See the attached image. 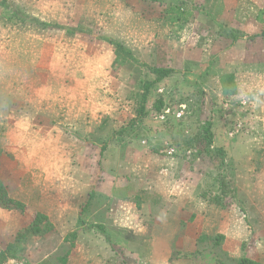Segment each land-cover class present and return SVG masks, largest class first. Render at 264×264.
Instances as JSON below:
<instances>
[{"label": "rangeland", "instance_id": "374dc122", "mask_svg": "<svg viewBox=\"0 0 264 264\" xmlns=\"http://www.w3.org/2000/svg\"><path fill=\"white\" fill-rule=\"evenodd\" d=\"M130 1L128 3L129 0H0V107H7L11 111L15 108L19 112L23 110L15 117L7 115L11 121H14V118L19 121L20 126L13 128L20 136L16 139L25 141L29 131L22 125L30 119H34L33 124L30 121L31 125H40V121L53 124L56 120L70 119L66 117L69 101L71 104L76 102L75 108L78 110L81 108L93 110L94 121L102 124L100 132L86 134L79 129L70 132L68 122L62 123V129L66 137L63 144L64 153L76 157L91 156L94 160L93 176L95 170L100 169L97 181L103 179L106 171L102 164L111 160L112 156L114 160L123 156L133 157L129 163L136 168L138 175L146 162L145 157L152 153L190 158L189 161L197 158L195 154L198 148H202V144L197 142L190 145L189 141L202 132L207 120L211 119L216 124V117L225 110L214 102L220 93L216 79L209 80L208 86L203 87L201 79L206 75L204 68L207 67L209 70L213 68L218 74H224L235 67V60H229L230 57L226 59L228 56L226 53L209 51L213 45L220 46L216 41L227 35L225 29L229 27L227 24L220 23L222 24L220 28V25L218 26L217 22L210 20L208 16L204 17V21L199 20L195 13V9L198 8L184 3V8L177 10L178 13L183 12L181 20L169 23L162 18L163 20L158 21L156 18L162 13L161 5L149 0ZM24 15L49 24L76 28L80 32L70 36L66 29H43L20 20ZM101 36L119 39L133 48L135 54L144 62L151 66L171 67L175 73L155 82L156 76L141 63L115 65V47L100 39ZM200 71L203 75L199 76ZM145 82L153 83L146 102L148 113L142 125L135 126V131L131 130L140 136L136 137L132 133L128 135L127 129L126 133L121 135L123 141L113 139L103 151L109 137L136 117ZM160 97L165 103L164 110H171L165 119L160 117L163 112L158 114L154 109V102ZM57 109L61 111L60 118H56ZM64 109L66 111H63ZM180 110L184 111L183 116L174 118L175 113ZM250 111L248 109V112ZM245 122L244 120L239 127L236 126L239 131L233 136L246 132L248 126L245 127ZM69 135L72 137L68 139L74 142L73 144L67 140ZM136 140L140 141L141 148L136 145L129 147V143H135ZM84 141L89 143L88 148H85ZM13 143L15 147L21 149L20 143ZM112 143L115 145H111ZM110 145L114 147V154L108 155ZM198 157L202 159L204 166L201 169L204 172L202 192L210 198L219 191L218 174L220 172L226 174V170L219 168V157L213 154L203 153ZM231 173L227 171L229 178ZM118 183L121 192H126L128 186L126 178L121 177ZM96 193L83 215L87 225L109 221L106 213L110 208V202L99 195L100 193ZM233 206L238 207L235 213L237 222L244 223L245 219L247 225L250 218L245 206L255 210L252 212V221L256 227H248L242 229L244 232L241 234L238 233L249 237L253 240L254 246L257 248L261 246L264 252V228L259 227L261 224L264 225V197L258 196V191L254 195L252 191L251 194L248 191L247 196L239 193L237 189L236 201L230 206L220 207ZM28 214L34 216L33 218L36 216L34 212ZM69 215L71 216L70 213H55L52 216L62 223ZM50 223L53 225L52 221ZM214 224H210L208 227L210 232L204 234L214 236L217 229ZM91 229L78 225L75 229L69 230V234L77 231L76 243L83 241L84 231ZM54 230L53 226V229L43 235L29 234L22 242L15 244L13 255H8H16L24 264L39 261L44 253L56 247L55 239L62 238L66 232V228H62L61 233L58 230L53 232ZM120 230L121 228L114 227L112 234L117 239V244L124 246L129 232L122 234ZM201 244L200 253L204 255L202 258L206 259L207 263H212L211 259L215 258L220 264H232L226 255L220 252L223 242L220 244L203 239ZM69 247V243L61 248L59 246L58 253L64 255Z\"/></svg>", "mask_w": 264, "mask_h": 264}, {"label": "crops", "instance_id": "0c3cea01", "mask_svg": "<svg viewBox=\"0 0 264 264\" xmlns=\"http://www.w3.org/2000/svg\"><path fill=\"white\" fill-rule=\"evenodd\" d=\"M181 1H184L182 5L198 8L195 13L199 20L204 21V17L208 16L220 28V23H225L229 29L243 34L238 40L220 37L216 41L220 46L213 45L209 50L211 53H226V59L235 60V67L224 74L236 75L237 94L223 93L222 73L218 74L213 68L209 70L205 67L206 75L202 71L198 74L203 75V87L206 88L212 79H216L218 84L220 95L214 102L225 110L216 117L213 131L215 145L224 149L234 162L230 179L235 182L239 193L248 196V191L250 194L252 191L253 195L258 191V196L264 197V0ZM154 3L162 7V13L156 20L168 21L174 14L167 13L174 5L169 0L165 4ZM75 106L76 102H67L69 110L66 117L70 119L56 120V124L40 121V125H31L34 119H30L22 125L29 131L25 141L16 139L20 136L13 130L20 126L19 121L15 118L11 121L7 117L18 116L23 110L19 112L15 108L11 111L0 107V179L11 197L27 204L25 213L0 208V253L32 220L34 216L28 212H34L43 213L52 221L53 232L58 230L61 233L62 228H66V232L62 238L55 239L56 247L44 253L39 261H30L29 264H220L215 258L211 259L212 263H207L200 253L202 244L199 240L204 233L210 232L208 227L214 222L217 228L215 235H224L222 247L229 257L246 255L264 263L261 246L257 248L253 240L240 235L244 232L242 229L256 227L252 221L255 210L245 206L250 218L247 225L245 219L244 223L235 219L237 206L222 208L208 202L202 196L204 172L201 169L204 166L200 157L189 161L190 158L152 153L145 157L146 162L138 175L136 168L129 163L133 157L123 156L114 160L112 156L105 162L107 166L102 164L106 171L103 179L97 181L100 169H96L93 176L94 160L91 156L76 157L64 153L66 137L62 123H69L70 132L79 129L86 134L100 132L102 127L101 123L94 121L93 110H78ZM248 109L251 111L248 112ZM60 114L57 109L56 118H60ZM240 120L246 121V132L231 137L230 132L243 122ZM69 137L72 136L69 135L67 140L73 144ZM13 142L20 143L21 149ZM84 144L85 148L90 146L87 141ZM111 145L108 155L114 154ZM135 145L141 148L140 141L129 143V147ZM121 177L126 178L128 185L123 193L118 183ZM93 189L110 198V208L106 213L109 223L102 222L107 230L112 232L114 227L127 229L133 238L125 243L123 255L117 253L96 229L84 231V240L75 243L66 262L58 261V248L64 243L69 230L78 226L82 208ZM55 213H70L71 216L61 223L52 216ZM259 227L264 228V225Z\"/></svg>", "mask_w": 264, "mask_h": 264}, {"label": "trees", "instance_id": "16d2710c", "mask_svg": "<svg viewBox=\"0 0 264 264\" xmlns=\"http://www.w3.org/2000/svg\"><path fill=\"white\" fill-rule=\"evenodd\" d=\"M152 2H159V3H166L168 0H150ZM169 2L172 5V8L168 9L167 13H175L173 16H170L168 18V21L174 23L176 21H179L182 19V14L178 13L177 10H179V8L182 7V9L184 8L182 5L181 0H169ZM180 6V7H179ZM20 13V12H19ZM17 12V14H19ZM20 17V16H19ZM20 20L25 21V22H29V24H33L36 25L38 27H41L43 29H53V28H59V29H66V33L70 36H74L75 34L79 33L80 31L77 30L76 28H71V27H64L58 24H49L45 21L42 20H38L36 18L33 17H29L27 15L21 16ZM226 27V26H225ZM226 29V33H227V37L233 39V40H238L240 39L243 34L241 32H236L234 29H229V28H225ZM102 40L107 41L108 43L112 44L115 47V53H116V59L114 61L115 65L121 66L124 65L126 63L129 62H136V63H141L144 67H148L149 70L156 76V79L154 80L155 82H159L161 80H163L166 77H169L170 75L175 73V70L171 67H157V66H151L148 63L144 62L139 56H137L135 54V52L128 47L124 42H122L119 39L116 38H112V37H108V36H101ZM221 86H222V90L223 93L225 95H234L237 94V79H236V75L234 73H228V74H222L221 75ZM153 83L152 82H145L142 88V96H141V101H140V106L137 110V115L135 118L131 119L129 124L127 126H124L123 128H121L120 130L115 131L107 140L105 146H104V150L105 151L109 145V143L111 141H113V139L117 140L118 142L123 141V137L121 135L125 134L127 129H128V135H131V130L135 131V126L138 125H142L144 118L147 115V108H146V102L150 96V90L152 88ZM164 100L163 98H156L155 102H154V109L156 111V113H162L164 112ZM170 117V116H169ZM169 117H167L166 120L169 119ZM174 118L177 116H173ZM178 118V117H177ZM181 118V117H179ZM213 126H214V122L213 120L209 119L205 122L203 128H202V132L196 134L192 140H190L189 144H196L197 142H199L200 144H202V148H198L197 150V154L196 157L202 155L203 153L205 154H213L217 157H219V168H221L222 170H226V174L225 172H220L218 174V180H219V191L214 194L212 197L207 198V194L205 192H202V196L209 200L211 203H214L218 206H230L233 204L234 201H236V197H237V188L235 186V183L228 177L227 175V171L233 172L234 171V162L228 157L227 152L220 148L217 147L215 145V134L213 131ZM133 128V129H130ZM134 134V136L139 137L140 134H136V133H132ZM123 143V142H122ZM157 150V149H154ZM99 194V193H98ZM97 195V193L92 190L89 196V199L87 201V203L83 206L80 217L78 218V225L79 226H85L87 225L85 220H84V213L86 212L87 208L90 206L93 198ZM102 197H104L105 199L109 200L110 202V198L107 196H104L102 194H99ZM27 204H25L24 202L15 199L13 197H11L5 187V185L3 184V182L0 179V208L2 209H6V210H16L19 211L21 213H23L25 211ZM89 228L92 229H96V231L102 233L106 240L108 241V243L111 245V247L120 254L124 255L125 252V247L121 246L119 244H117V239L113 236L112 232H109L106 228V226L103 223H94V224H90L88 226ZM51 229H53V225L50 223L48 217L43 214V213H37L35 218H33L32 221L28 222L27 225L25 227H23L16 236V239L13 243H10L6 250L3 251L2 253H0V264H2L5 260H7L8 257H16L12 256L14 253V248H15V244H17L18 242H22L24 239L27 238V236L29 234H34V236L36 235H43L45 233H47V231H50ZM91 231V230H90ZM118 234V230L116 231ZM126 232H129L127 229H123L121 228L120 233L122 234H126ZM78 237V233L77 231H73L72 233L68 234L65 237L64 243H62L60 245V248L63 247L65 244L69 243L70 247L67 248L66 253L64 255H58V261H61L63 263L66 262V258L67 256L70 254L71 250L73 249V247L75 246V241ZM131 238H133V235L131 234V232H129V235H127V241L130 240ZM203 239H208V240H212L215 243H220L222 244L223 240H224V235L223 234H216L214 236H209L206 234H203L199 240V242L201 243V241ZM70 241V242H69ZM59 250V249H58ZM60 252V250H59ZM220 252L221 254L223 253L224 255H226L227 260L232 263V264H264V263H260L256 260L251 259L250 257L246 256V255H242L238 258H234V257H229L228 253L223 249L220 248ZM8 254H12L11 256H9Z\"/></svg>", "mask_w": 264, "mask_h": 264}, {"label": "built area", "instance_id": "2783aa9c", "mask_svg": "<svg viewBox=\"0 0 264 264\" xmlns=\"http://www.w3.org/2000/svg\"><path fill=\"white\" fill-rule=\"evenodd\" d=\"M171 112L170 109H165L164 112L160 115L162 119H165L166 116ZM184 114V111H178L175 113V115L179 118L182 117ZM240 124L238 125V127ZM239 128H237L234 132H230V135L233 136L234 133L238 132ZM2 264H24L23 261L20 258L17 257H8L7 260H5Z\"/></svg>", "mask_w": 264, "mask_h": 264}]
</instances>
